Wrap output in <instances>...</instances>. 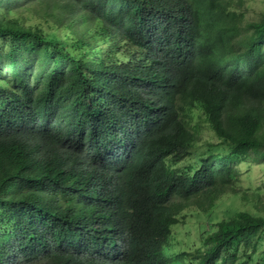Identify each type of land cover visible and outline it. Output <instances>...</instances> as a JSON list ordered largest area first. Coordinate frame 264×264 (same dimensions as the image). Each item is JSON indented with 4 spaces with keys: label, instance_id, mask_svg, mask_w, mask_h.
<instances>
[{
    "label": "trees",
    "instance_id": "trees-1",
    "mask_svg": "<svg viewBox=\"0 0 264 264\" xmlns=\"http://www.w3.org/2000/svg\"><path fill=\"white\" fill-rule=\"evenodd\" d=\"M50 3L72 51L0 20L23 58L0 78V264H227L262 245L264 213L210 207L236 164L264 160V16L242 25L234 0ZM195 108L217 143H200ZM192 206L213 221L197 248L175 233Z\"/></svg>",
    "mask_w": 264,
    "mask_h": 264
},
{
    "label": "rangeland",
    "instance_id": "rangeland-1",
    "mask_svg": "<svg viewBox=\"0 0 264 264\" xmlns=\"http://www.w3.org/2000/svg\"><path fill=\"white\" fill-rule=\"evenodd\" d=\"M236 3V10L241 13L242 19L241 24L246 25L251 22H259L264 16V0H234ZM51 3L50 0H0V20L4 23L8 22L11 25H15L19 28L25 30H30L32 32H43L45 35H56L61 40L65 37L68 48L72 51L73 46L70 41H73V37L70 38L68 34L71 33L67 28L61 25L58 26L54 22L53 16H51ZM10 40L0 38V78L4 79L6 74H8V68L10 63H17V65L22 64L23 58L18 57L19 54H13L15 58H11L12 50H9L8 46L14 44ZM72 47V48H71ZM92 58L95 56L92 54ZM28 61H34L32 64L34 67L31 71H38L36 64L39 63L38 59H28ZM31 74H33L31 72ZM8 76V75H7ZM6 84L7 81H2ZM194 123H200V137L201 144L203 143H217L219 141L218 136L212 130L210 124L207 122L206 118L203 116L202 110L194 109ZM251 163V162H249ZM240 170L239 180L233 182L234 189L229 188L228 191L216 199V205L212 208L213 212L216 213L215 218L222 219L227 217V211L230 209H252L264 213V160L254 161L252 160V165L248 168L247 164L239 162L236 164ZM250 169V171H247ZM251 175V179L248 180L247 175ZM252 182H251V181ZM252 189H248L251 185ZM260 190H257V189ZM233 189V190H232ZM234 191H237L235 193ZM258 191V192H255ZM242 193H247V198L243 199L239 197ZM209 208V209H210ZM199 210L192 206L187 209V216L183 223H180L176 229L175 233L179 235L180 238H190L189 247L197 248L200 245V231L210 230L213 223L211 221L209 212L206 209L200 217H197L191 210ZM202 210V209H201ZM200 219V220H199ZM212 229V228H211ZM262 245L259 243L252 249L244 250V247H240V251L237 254V260L233 262H228L227 264H264V241H261ZM261 245V246H260ZM180 245L178 247H182Z\"/></svg>",
    "mask_w": 264,
    "mask_h": 264
}]
</instances>
